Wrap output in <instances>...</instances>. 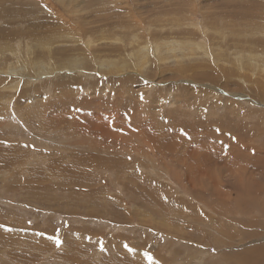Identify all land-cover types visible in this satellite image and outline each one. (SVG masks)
Returning <instances> with one entry per match:
<instances>
[{
  "label": "rangeland",
  "instance_id": "obj_1",
  "mask_svg": "<svg viewBox=\"0 0 264 264\" xmlns=\"http://www.w3.org/2000/svg\"><path fill=\"white\" fill-rule=\"evenodd\" d=\"M263 59L264 0H0V264H264Z\"/></svg>",
  "mask_w": 264,
  "mask_h": 264
},
{
  "label": "bare ground",
  "instance_id": "obj_2",
  "mask_svg": "<svg viewBox=\"0 0 264 264\" xmlns=\"http://www.w3.org/2000/svg\"><path fill=\"white\" fill-rule=\"evenodd\" d=\"M65 34H66V33H65ZM65 34L63 33V34L60 35V36H61V37H62V36H65ZM92 42H93V41H92ZM89 43H90V42H89ZM185 43L190 44V43H192V41H191V40H188V41H186ZM86 44H87V43H86ZM86 44H85V45H86ZM165 44H166V45H169V44H170V45H174V46H176V45H179V44H183V42H180V41H170V42H166ZM89 45H90V44H89ZM10 46H11V45H10ZM45 46H46L47 49L49 48L48 45H45ZM15 47H16V46H15ZM30 48H31V47H30ZM30 48H29V49H30ZM87 48H88V47H87ZM3 49H5V48H3ZM3 49H2V50H3ZM19 49H22V47H20ZM29 49H28V50H29ZM28 50H26V51H28ZM32 50H33V49H32ZM87 50H88V49H87ZM145 50H146V49H145ZM14 51H15V50H14ZM39 51H40V50H39ZM20 52H21V51H20ZM52 52H53V51H52ZM21 53H22V52H21ZM27 53H28V52H27ZM29 53H30V52H29ZM215 53H216V52H215ZM13 54L16 55L17 52L15 51ZM41 54H42V53H41ZM67 54H68V53H67ZM19 55H20V54H19ZM36 55H37V54H36ZM38 55H39V54H38ZM44 56H45V55H43V57H44ZM258 56H259V55H258ZM16 57L18 58V56H16ZM16 57H15V58H16ZM22 57H23V56H22ZM246 57H249V59H250V58L253 59V56H252V55L249 56V54H248V55L244 54V55H243V58H241L242 61H244V60L246 59ZM15 58H14V59H15ZM26 58H27V57H26ZM238 58H239V57H238ZM238 58H237V59H238ZM18 59H20V58H18ZM41 60H42V59H41ZM79 60H80V58H79ZM257 60H258V59H257ZM263 60H264V59H263ZM250 61H251V60H250ZM259 61H260V60H259ZM38 62L40 63L39 60H38ZM71 62H72V61H71ZM251 62H253L254 64L256 63V62H255V59H253ZM36 63H37V61H36ZM240 63H241V62H240ZM259 64H260V63H259ZM37 65H38V64H37ZM71 65H72V64H71ZM238 65H239V64H238ZM262 65H263V66H262ZM180 66H181V65H180ZM180 66H179V67H180ZM258 67H259V68H263V67H264V61H263V64L258 65ZM52 68H53V67H52ZM41 69H42V67H41ZM43 69H44V68H43ZM45 69H48V68H45ZM263 70H264V69H263ZM49 71H50V70H49ZM52 72H53V71H52ZM263 72H264V71H263ZM49 73H50V72H49ZM2 85H3V84H2ZM16 88H17V87H16ZM16 88H15V89H16ZM196 156H197V155H196ZM208 156H209V155H208ZM198 158H199V157H198ZM212 158H214V157H212ZM214 162H215V161H214ZM263 221H264V220H263ZM263 249H264V248H263ZM263 253H264V252H263ZM247 256H248V255H247ZM248 257H249V256H248Z\"/></svg>",
  "mask_w": 264,
  "mask_h": 264
},
{
  "label": "snow or ice",
  "instance_id": "obj_3",
  "mask_svg": "<svg viewBox=\"0 0 264 264\" xmlns=\"http://www.w3.org/2000/svg\"><path fill=\"white\" fill-rule=\"evenodd\" d=\"M141 99H143V97H141ZM217 131H219V129H217ZM181 134H182V135H187V133L183 132V130H181ZM28 223L31 224V221H29ZM0 227H3V225H0ZM7 230H8V231H12V229H7ZM56 243H57V245L60 244L59 239L56 240ZM124 247H125L126 249H128L129 251H132V249L129 248V246H128L127 244H125ZM101 251H103V247H101ZM148 260H149L150 262H152V264H155V262L153 261V259H152V257H151L150 255L148 256Z\"/></svg>",
  "mask_w": 264,
  "mask_h": 264
}]
</instances>
